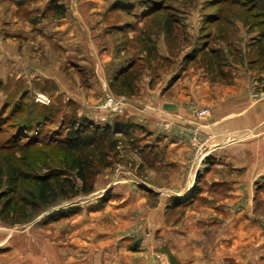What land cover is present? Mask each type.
Masks as SVG:
<instances>
[{
    "label": "rangeland",
    "instance_id": "rangeland-1",
    "mask_svg": "<svg viewBox=\"0 0 264 264\" xmlns=\"http://www.w3.org/2000/svg\"><path fill=\"white\" fill-rule=\"evenodd\" d=\"M71 1L76 4V0ZM263 1L120 0L115 7L123 11L110 12L103 19L101 28L94 25L90 16L87 42L82 51L76 49L78 41L72 42L73 58L68 56L70 48L65 49L66 45L60 41L54 43L58 48L56 51L53 46L49 52L35 46L22 52L17 48L16 39L12 46L8 45V50L1 45L0 39L1 191L6 190L5 171L11 163L9 155L12 153L10 144L35 141L34 145L31 143L27 149L20 147V152L13 154L20 172L28 177L45 173L59 158L55 149L37 141L47 143L63 137L66 124L73 118H87L94 124L110 127L133 125L128 132L130 137L123 138L114 151L107 152L106 167H97L92 193L58 199L47 205L35 203V207L26 208L25 217H18V220L26 218L24 223L9 225L0 218V264H122L123 255L130 254L137 238L141 239L135 250L142 252L139 261L165 264L161 262L160 249L154 248L162 218L177 223L192 209L189 205L177 206L178 202H187L209 184L224 186L229 181L219 177L223 173L217 169L211 172V182L205 179L199 182L203 170L194 166L207 153L200 143L191 146L188 162L170 161L175 152H168L166 146L146 131L147 111L152 108L148 99L152 91L160 99L161 90L176 80L173 74L194 75L195 71L204 69L197 63L184 62L183 57L209 38L204 35L206 31L200 29L205 24L202 22H205L206 14L217 13L228 22L217 25L213 42L217 43L215 38L223 34L232 49L246 53L249 37L244 33V10ZM233 2L242 3L244 8L232 5ZM149 3L162 8L161 12L166 14L162 18L178 19V26H174L177 31L172 32L176 38V42L173 41L175 47L168 45L160 24L162 18L138 20L129 17L131 11L140 14ZM128 7H131L130 12L125 14ZM17 16L12 22L16 28L20 24ZM127 22L132 25L125 27ZM6 23L0 18V36ZM113 24L119 26L112 27ZM152 45L155 53L172 48L171 65L159 59L158 53L149 51ZM216 45L223 50L221 43ZM80 61L89 64H80ZM126 68L130 71L126 76H120ZM261 92L264 96V87ZM203 109L208 113L197 117V111L196 122L209 114L207 108ZM153 120L162 125L159 115ZM155 127L158 132L160 127ZM241 175L242 171H234L229 180L234 182V187L242 186L249 192L236 196L230 211L236 216L242 209L243 217L264 231V175L253 180L241 179ZM187 187L188 193L183 198L172 195ZM28 192L34 193L35 187L24 181L16 190V198L29 202ZM213 197L219 200L226 196L217 194ZM130 202L132 207L127 208ZM75 208L79 210L77 214L66 215ZM57 211L63 217L52 219ZM114 219L120 222H114ZM114 229L120 233L114 240L116 246L127 242L123 254L117 249L110 250L106 244L108 238L105 236L111 234L104 233V236L103 232ZM150 245L151 251H146ZM164 253L169 264H180L172 254Z\"/></svg>",
    "mask_w": 264,
    "mask_h": 264
},
{
    "label": "crops",
    "instance_id": "crops-1",
    "mask_svg": "<svg viewBox=\"0 0 264 264\" xmlns=\"http://www.w3.org/2000/svg\"><path fill=\"white\" fill-rule=\"evenodd\" d=\"M52 1L0 0V18L7 22L0 36L4 49H10L8 45L12 46L16 39L19 51L25 52L37 46L49 52L50 46L56 51L58 48L54 43L60 41L66 45L65 49L70 48L68 56L73 58L72 42L78 41L76 49L79 51L87 42L90 16L95 21L94 25L101 28L103 19L115 10V3L120 0H76V4L71 0H55L64 8L63 15L59 17L48 9ZM16 14L17 22H20L17 28L12 23ZM225 51L226 48L221 52ZM157 53L162 58L173 60L169 49ZM48 54L52 56V53ZM80 64L89 63L80 61ZM178 73L173 74L176 78L174 83L161 90L160 99L151 92L148 104L152 108L147 111L146 131L166 146L168 152H175V156L170 158L172 162H188L191 146L202 144L207 153L194 166L203 170L199 182L203 179L211 182V172L217 169L223 173L219 177L229 182L224 186L209 184L187 202H178L177 206L189 205L192 209L177 223L162 218L154 248L160 249L161 262L165 264L169 263L164 252L172 254L180 264H264V231L243 217L242 209L236 216L230 211L236 196L249 191L242 186L234 187V182L229 180L234 171H242L240 178L245 180L264 175V96H261L264 71L249 68L243 60L229 61L223 68V75H215L205 69L195 71L194 75L183 73L181 76ZM203 108H207L209 114L196 122L195 113ZM157 115L162 125L155 124L153 119ZM155 125L160 127L158 132ZM193 137L195 143H192ZM188 189L172 195L183 198ZM217 194L226 197L217 200L213 197ZM127 204V208L132 207V202ZM119 206L124 207L125 204ZM118 221L114 219V222ZM104 233L111 236L106 237ZM103 234L108 238L106 244L110 250L125 253L127 242L121 246L114 242L120 233L114 229ZM150 249L151 245L145 250ZM135 250L123 255L122 264H145V261L138 260L142 252Z\"/></svg>",
    "mask_w": 264,
    "mask_h": 264
},
{
    "label": "trees",
    "instance_id": "trees-1",
    "mask_svg": "<svg viewBox=\"0 0 264 264\" xmlns=\"http://www.w3.org/2000/svg\"><path fill=\"white\" fill-rule=\"evenodd\" d=\"M232 5H239L244 8L242 3L233 2ZM53 15L59 17L64 13V8L54 1L48 8ZM115 9H118L115 7ZM131 7H128L124 13L128 14ZM119 10V9H118ZM120 11H123L120 9ZM162 8L158 4L154 6L149 3L144 11L140 14H134L131 11L132 19H155L162 18L164 12H161ZM166 15V14H165ZM245 31L249 37L247 40L248 51L246 53L239 52L231 48L230 43L223 34H219L217 43L213 42L214 34L217 32L216 28L219 23H228L224 20V16L219 14H206L205 23L202 26V30L206 31L205 36L209 37L204 40L201 46L194 47L184 57L183 61L197 63L204 67L209 73L215 75H223V68L228 65L229 61L242 62L246 60L249 68L257 69L258 71H264V1L258 6L253 5L250 8L244 10ZM129 16V15H128ZM178 19L165 16L161 19V28L165 33L168 45L175 47L176 38L172 32L177 31L174 26H178ZM228 21V20H227ZM131 25L130 22L125 24ZM117 26V25H115ZM225 29V28H224ZM170 37V38H169ZM209 39V40H208ZM174 41V42H173ZM226 48L225 53L221 52L222 48H219L216 44ZM225 44V45H224ZM225 46V47H224ZM171 48V51H172ZM149 51L155 53L154 46H150ZM170 51V50H169ZM170 51V53H171ZM157 55V52L155 53ZM171 56L173 57L172 53ZM168 65L172 60H168L157 56ZM230 57V60H227ZM173 59V58H172ZM133 67V66H132ZM124 69L120 72V76H126L130 69ZM136 75V74H135ZM122 127V126H121ZM133 128V125H126L120 128L118 125L110 127L107 125H97L88 120L87 118H73L69 120L65 127V134L63 137L54 138L49 142L37 141V143H43L42 145L55 149V153L59 155L58 160L47 167L46 172L43 174L24 176L18 167L15 152H20V147L27 149L31 143L25 142L20 144H10L11 146V163L6 166V190H0V218L9 225L20 224L26 222V218L18 220L19 216L25 217L26 208L35 207V203L48 204L55 202L58 199H73L76 196L88 195L93 191V177L95 171L100 167H106L107 152L114 151L120 142L125 137H130L129 131ZM9 147V145H8ZM72 174L71 176L69 175ZM30 182L35 187V192H28V201L21 198H16V190L19 185L24 182ZM2 184V173L0 168V188ZM23 206H22V205ZM78 209L69 210L66 215H74L78 213ZM59 211L54 213L52 219L61 218Z\"/></svg>",
    "mask_w": 264,
    "mask_h": 264
},
{
    "label": "built area",
    "instance_id": "built-area-1",
    "mask_svg": "<svg viewBox=\"0 0 264 264\" xmlns=\"http://www.w3.org/2000/svg\"><path fill=\"white\" fill-rule=\"evenodd\" d=\"M207 113H208V111H207L206 109L199 110V111L196 113V116H197V117H201V116H203V115H205V114H207ZM191 139H192V143H195V139H194V137L191 138Z\"/></svg>",
    "mask_w": 264,
    "mask_h": 264
},
{
    "label": "water",
    "instance_id": "water-1",
    "mask_svg": "<svg viewBox=\"0 0 264 264\" xmlns=\"http://www.w3.org/2000/svg\"><path fill=\"white\" fill-rule=\"evenodd\" d=\"M141 242V239L140 238H137V240L133 243V249H136L138 247V245L140 244Z\"/></svg>",
    "mask_w": 264,
    "mask_h": 264
}]
</instances>
